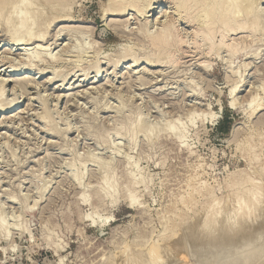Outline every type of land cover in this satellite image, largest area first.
<instances>
[{"label": "rangeland", "instance_id": "rangeland-1", "mask_svg": "<svg viewBox=\"0 0 264 264\" xmlns=\"http://www.w3.org/2000/svg\"><path fill=\"white\" fill-rule=\"evenodd\" d=\"M252 2L258 29L255 37H230L241 45L235 55L226 48L207 54L203 43L200 49L182 45L176 63L150 67L133 65L152 51L139 30L148 21L153 32L164 12H175L164 0L152 1L156 9L141 18L131 11L102 18L107 0H73L70 19L52 24L46 39L33 45L13 44L1 24L0 81L6 82L0 88V264H181L179 249L171 248L184 236L181 224L202 214L208 194L232 200L246 159L256 155L264 168V0ZM18 3L15 12L10 8L15 15L22 10ZM179 21L182 34L190 35L192 29ZM126 44L131 57L114 71L106 59H115ZM36 46L55 59L31 58ZM253 97L257 102L249 105ZM9 103L11 110L1 111ZM256 103L262 110L251 114ZM224 108L232 123L226 136L216 131ZM209 114H218L215 121ZM137 123L148 127L138 131ZM170 127L180 130L183 142ZM104 173L119 186L114 192L101 182ZM127 191L139 202L133 208ZM183 241L190 252L189 240ZM240 247L211 250L220 252L224 264H237Z\"/></svg>", "mask_w": 264, "mask_h": 264}, {"label": "bare ground", "instance_id": "bare-ground-1", "mask_svg": "<svg viewBox=\"0 0 264 264\" xmlns=\"http://www.w3.org/2000/svg\"><path fill=\"white\" fill-rule=\"evenodd\" d=\"M152 1H154V0H107V3L105 5H103L104 7L102 9V11H103L102 12L103 13L102 18L109 17V16H121V15H123V13H125L127 11L128 12L131 11V12L135 13L137 18L145 17L146 15H149L152 11H154V9H156V8H153L154 6L151 3ZM164 1L165 2L167 1L170 4H172L173 7L169 8V9H171V10L174 9L172 11H175V12H173V13L172 12L171 13L170 12H168V13L164 12L163 18H165V20L159 25V28H157V27L155 28L156 29L155 31H153V32L151 31L153 28L151 29V27H150L151 22H148V21H147L146 25L144 26V28L141 31L139 30L142 37L144 39L148 40V42H149L148 44L152 47V51L151 52L148 51V53H146L141 59L137 60L136 58L135 59L133 58L134 59L133 65H138L139 63H141L140 65L146 64V65H149V67H150V66L157 65V64L162 65V64L176 63L177 62V57H176L177 55H175V52H177V49H179V47L181 48L182 45H190L191 48H192V46H194V48L200 49L201 43H203L205 46H207V49H206L207 54L217 55L218 54L217 52H219V50L226 48L230 55H235V53H237L240 50L239 46H241V45H239V43H237L236 40L230 39V37L235 36L237 34H247L249 37H253L256 33V30L258 29L257 28V26H258L257 21L259 20L258 19L259 15H257V14L259 12L257 11L258 12L257 13L254 11V9H256V8L254 7V9H253L252 0H164ZM18 2H19V0H18ZM18 2H16V0H0V26L3 23V25L5 26V29H6L5 30L6 34L9 36V39L11 40V42H13V44H20L22 42L23 43L24 42L25 43L31 42L30 45H33L34 43H37V42H43L46 39V37L48 35V29L51 27L52 24L58 23V22H64L67 19H70V12H71L73 0H22L23 3H21V5H20L22 10H21L20 14H18L19 11L17 10L18 12H16L17 14L15 15L14 9L16 10V8H14V6ZM254 3H253V6H254ZM17 5L15 7H17ZM20 6H19V10H20ZM10 8H12V10L14 12L11 11ZM17 9H18V7H17ZM12 12H13V14H12ZM179 20L183 21L184 25H186L187 27L192 29L190 35H187L186 33L182 34V32H181L182 30L179 29V26H178V22H180ZM115 22H119V21L116 20ZM111 23H114V22H111ZM153 24H154V22H153ZM195 26H197V29L194 28ZM108 27H112V25H108ZM257 33H259V31H257ZM216 34L220 35V37H219L220 39H219L217 44L214 43L215 42L214 38L216 37ZM185 35H186V37H185ZM262 35H263V33H262ZM126 38H128V37H126ZM244 44H243V46H244ZM36 47L39 49V50H37L39 52L34 53V56H32V57L30 56L31 58H38L39 61H43V60L47 59L50 62H52L55 59V57H53L51 54L50 55L44 54L45 52L44 53L42 52L43 49L40 46H36ZM133 49H134V46H133ZM121 50H122L121 53H118V55L116 57L114 56L115 59H113L112 57H111V59H106V60H108L106 62L111 64L114 71L120 66V64L122 62L128 60L131 57L130 53L132 51V47H130L126 44L125 46L123 45V47H121ZM41 53H43V54H41ZM255 53L256 52H254V54ZM108 55H109V53H108ZM30 57H28V58L30 59ZM56 58H57V56H56ZM95 65H96V63H95ZM95 65H94V67H95ZM75 68H76V66H75ZM89 68L92 69L91 67H89ZM96 70H98V75H99V69H96ZM53 71H55V70H53ZM55 73H57V72H55ZM96 75H97V72H96ZM115 76H117L116 73H115ZM66 77H67V75H66ZM6 80H8V79H6ZM51 81H53V78L49 77V80L47 82H51ZM5 82H6L5 80L0 81V83H1L0 88H3V85ZM237 87L238 86H235L234 88L231 87V90L229 91L230 92L229 96L231 95V97H233L232 95H234ZM262 90H263V96H264V88ZM0 91L2 92V89H0ZM1 96H0V98H1ZM255 98L256 97L251 98V100L249 101L250 103L248 102L249 105L257 102V100ZM230 101H231L229 103L230 107L231 108H233L234 106L236 107L235 100H230ZM2 108H3V106H2ZM193 108H195V107H193ZM120 109H122V108H119V110ZM10 110H11L10 103H9V106L7 105V107H5V109H1V111H3L4 113L8 112ZM261 110H262V108H261L260 104L256 103V105L251 108V114H254L255 112L261 111ZM47 114H45V116ZM194 114H197V113H194ZM209 115H210L211 119H213V121H215V118L218 114H209ZM46 118H48V117H46ZM166 122H167V120H166ZM138 123H139V121H138ZM138 123L136 126V130L138 129V131H144L148 127V125L144 123L145 125H147V127L145 125H144L145 127L143 126L145 128L144 129L141 125L138 126L139 125ZM179 123H180V121H179ZM157 124H159V123H157ZM135 125H136V122H135ZM153 125H154V123H153ZM171 125H174V124L171 123ZM132 126H134V125H132ZM150 127H152V126L150 125ZM117 128H119V127L117 126ZM132 129H133V127H132ZM153 129H155L154 126H153ZM151 130H150V134L152 131H154V130H152V131ZM168 130H169V128L167 129V131ZM237 130H238V128H236V126L231 130L230 140H232L236 136ZM177 131H180V130L177 129ZM177 131L172 129L171 136L175 140H177L178 142L179 141L183 142L184 140L183 141H181V140L183 139L184 136L182 137V135H181L182 133H179ZM128 132L129 133L131 132L132 133L131 135L135 134L134 131H128ZM145 132H148V130ZM166 132H164L163 134H165ZM136 133H138V132H136ZM152 136H154V135H152ZM166 136H168V135H166ZM132 138H133V136H132ZM153 139L155 140V137ZM252 149H254V148H252ZM101 162H103V161H101ZM136 166H134V167H136ZM98 167H99V165L97 166V168ZM104 167L106 168L107 165H104ZM126 168H128V167H126ZM98 170L100 171L101 169H98ZM102 172L103 171H101V174H103ZM105 173H104L103 177L101 175L102 180H103L101 182H104V185H107V188H109L111 191H113L115 187L118 188L119 186L114 185L115 182L114 183L110 182L111 179L109 180L107 178V176L105 175ZM132 173H134V172H132ZM127 174H129V173H127ZM130 175H131V173H130ZM130 175H128L129 176V177H127L128 179L130 178ZM234 175H235V173L231 174V176H234ZM131 177H134V176L131 175ZM140 179L142 180V178H139V181H141ZM75 180H79V182H80L81 179L78 176H75ZM120 180H121V178H120ZM132 181H134V180H132ZM118 182H120V181H117V183ZM120 183H122V182H120ZM126 183L128 184V182H126ZM129 183H130V181H129ZM102 185H103V183H102ZM136 185H138V183ZM136 185H135V187H136ZM99 186H96V187H99ZM138 186H140V185H138ZM234 186L236 187V190L233 191V193L230 192L231 196H232V200H230L229 197L227 196L228 198H226V199H228V200H226V202H225L222 199L216 198L215 195H213V194H208L210 201L207 204L206 208L203 210L202 214L200 215L198 213H194L193 217L189 221L181 224V228L179 230H180V232H182V235H184V236L183 237L180 236L179 238H175L176 241L171 243L172 244V246H171L172 250L177 251L176 249H179L177 256H178V259L181 262V264H190L189 263L190 260L191 261L193 260V262H192L193 264H222V263L224 264V262L222 261L223 259H222V256L220 255V252L217 250H211V247L216 248V247L226 246V245L227 246L228 245L229 246H233V245L237 246L238 245V247H240L242 245V241H244L245 244L243 246H241L236 251L235 256H234L235 257L234 261H236L237 264H264V217H263V219L259 220V218L263 215V211H264V168L261 164H259L258 158L256 155L253 156L252 158L246 159V168L238 172L237 181H234ZM129 187H130V185H129ZM99 188H102V187L100 186ZM136 188H138V187H136ZM132 189H134V188H132ZM110 190H108V191L111 192ZM118 190H120V189H118ZM126 190H128V189H126ZM199 190H200V188H199ZM102 191L104 192L105 190H102ZM103 192L101 194H104ZM105 192L107 193V190ZM133 192H136V190ZM111 194H113V193L111 192ZM116 194H117V192H116ZM128 194L129 193L127 191L128 202H129L128 207L133 208L135 206V203H137V201L132 196L133 193L131 195L130 194L128 195ZM107 195L110 196L109 193ZM107 195L105 194V196H107ZM226 195H228V194H226ZM110 198H111V196L109 197V199ZM112 198L114 199V196ZM98 200H99V198H98ZM103 200H104V198H103ZM138 200H140V199H138ZM113 201H115V203H116V200H113ZM86 202H88V201H86ZM120 203H121V201H120ZM141 207H142V205H141ZM94 214H96V213H94ZM91 215H93V213L90 215H87V217L89 218ZM161 219L163 220V217ZM165 220L167 222V219H165ZM172 225H174V224H172ZM3 227L6 228L5 226H3ZM177 227H175V228H177ZM111 233H112V231H111ZM164 233L165 232L163 231V234ZM150 234H152V233H150ZM184 238L189 240V243L192 245V250L190 252L187 250L186 245L184 244V241H183ZM259 238H261L260 241H258ZM160 247H161V245H160ZM168 247H170V246H168ZM168 247L165 246V248H168ZM127 248H128V246L126 247V249ZM161 248L163 249V247H161ZM166 250L167 249H163V251L165 253H166ZM149 251H150V249H149ZM151 251H153V249ZM155 251H153V252L155 255H157L155 253ZM160 251H161V249H160ZM128 252H129V250H128ZM128 252H127V254H128ZM164 252L162 253V251H161V254H164ZM169 252H171V249ZM169 252H167V253H169ZM172 253H175V252L172 251L170 253V255ZM129 254H130V252H129ZM154 254L152 253L151 255L155 256ZM151 255L149 257H153ZM141 256H143V252H142ZM137 257H139V256H137ZM127 258H130V257H127ZM174 258H175V256H174ZM149 259H151V258H149ZM161 259H162V257H161ZM146 261H144L143 263L145 264ZM146 263H148V262H146ZM159 264H161V263H159Z\"/></svg>", "mask_w": 264, "mask_h": 264}, {"label": "trees", "instance_id": "trees-1", "mask_svg": "<svg viewBox=\"0 0 264 264\" xmlns=\"http://www.w3.org/2000/svg\"><path fill=\"white\" fill-rule=\"evenodd\" d=\"M230 112L224 108V114L222 120L218 122L216 126V131L223 136H226L229 133L231 127V120L229 119Z\"/></svg>", "mask_w": 264, "mask_h": 264}]
</instances>
